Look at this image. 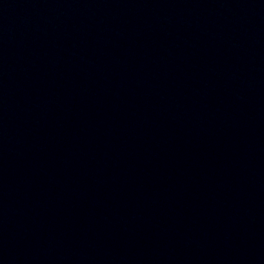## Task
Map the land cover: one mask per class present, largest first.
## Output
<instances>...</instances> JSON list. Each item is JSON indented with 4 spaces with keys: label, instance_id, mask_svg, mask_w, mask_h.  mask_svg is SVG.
<instances>
[{
    "label": "water",
    "instance_id": "1",
    "mask_svg": "<svg viewBox=\"0 0 264 264\" xmlns=\"http://www.w3.org/2000/svg\"><path fill=\"white\" fill-rule=\"evenodd\" d=\"M26 264H264V14L125 139Z\"/></svg>",
    "mask_w": 264,
    "mask_h": 264
}]
</instances>
